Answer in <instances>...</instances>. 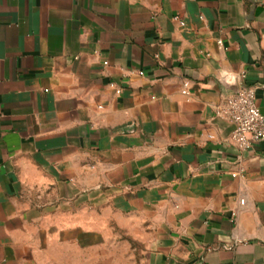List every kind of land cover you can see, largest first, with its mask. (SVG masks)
Returning a JSON list of instances; mask_svg holds the SVG:
<instances>
[{"label": "crops", "instance_id": "crops-1", "mask_svg": "<svg viewBox=\"0 0 264 264\" xmlns=\"http://www.w3.org/2000/svg\"><path fill=\"white\" fill-rule=\"evenodd\" d=\"M242 86L264 0H0V264H264Z\"/></svg>", "mask_w": 264, "mask_h": 264}, {"label": "built area", "instance_id": "built-area-1", "mask_svg": "<svg viewBox=\"0 0 264 264\" xmlns=\"http://www.w3.org/2000/svg\"><path fill=\"white\" fill-rule=\"evenodd\" d=\"M181 93L185 97L189 96L186 85H183ZM216 114L233 125L229 143L239 152H246L253 144L264 141V115L257 106L254 88H238L216 110ZM231 176L235 178L237 174ZM241 204L244 203L241 201Z\"/></svg>", "mask_w": 264, "mask_h": 264}, {"label": "rangeland", "instance_id": "rangeland-1", "mask_svg": "<svg viewBox=\"0 0 264 264\" xmlns=\"http://www.w3.org/2000/svg\"><path fill=\"white\" fill-rule=\"evenodd\" d=\"M102 250H103V251H102ZM103 252H104V249L101 247V250H99L98 253L103 254Z\"/></svg>", "mask_w": 264, "mask_h": 264}]
</instances>
